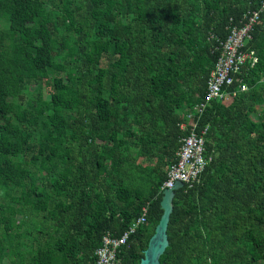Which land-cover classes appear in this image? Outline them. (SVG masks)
I'll use <instances>...</instances> for the list:
<instances>
[{"label":"trees","instance_id":"obj_1","mask_svg":"<svg viewBox=\"0 0 264 264\" xmlns=\"http://www.w3.org/2000/svg\"><path fill=\"white\" fill-rule=\"evenodd\" d=\"M264 0H0V264H139L179 125L233 25ZM197 121L206 167L175 191L160 264H264V11ZM237 89L234 83L228 90Z\"/></svg>","mask_w":264,"mask_h":264},{"label":"built area","instance_id":"obj_2","mask_svg":"<svg viewBox=\"0 0 264 264\" xmlns=\"http://www.w3.org/2000/svg\"><path fill=\"white\" fill-rule=\"evenodd\" d=\"M263 11L264 3L258 11L244 15L239 25H233L230 28L227 39L221 43L220 55L207 81L204 100L194 106L191 112L186 113L184 116L187 122L179 125L180 131L187 134L180 140L181 145L175 155V162L168 167L162 190L172 188L175 182H181L183 186L188 185V187L198 182L207 161L204 155L206 129L198 132L197 121L209 102L233 99L238 93L246 91V85L236 75L241 73V68L249 61L256 62L253 52H247L243 48L251 39V33ZM234 83H237V89L229 91L228 89ZM143 212L145 214L144 209ZM144 214L122 236L116 238L107 234L103 237L101 246L94 253L96 264L117 263V251L145 223Z\"/></svg>","mask_w":264,"mask_h":264},{"label":"water","instance_id":"obj_3","mask_svg":"<svg viewBox=\"0 0 264 264\" xmlns=\"http://www.w3.org/2000/svg\"><path fill=\"white\" fill-rule=\"evenodd\" d=\"M183 183L175 182L172 188L162 190L160 208L162 215L154 232L148 240L147 247L143 251V258L139 264H160V257L168 247L167 229L170 216L173 212V198L175 191L182 188Z\"/></svg>","mask_w":264,"mask_h":264},{"label":"rangeland","instance_id":"obj_4","mask_svg":"<svg viewBox=\"0 0 264 264\" xmlns=\"http://www.w3.org/2000/svg\"><path fill=\"white\" fill-rule=\"evenodd\" d=\"M254 12H255V11H254ZM248 13H249V12H248ZM250 13H251V12H250ZM244 15H246V14H244ZM244 15H243V16H244ZM243 16H242V18H243ZM242 18H241V19H242ZM241 19H240V20H241ZM259 19H260V16H259ZM240 20H239V21H240ZM258 21H259V20H258ZM257 23H258V22H257ZM256 25H257V24H256ZM256 25H255V26H256ZM254 28H255V27H254ZM253 30H254V29H253ZM252 33H253V31H252ZM252 33H251V38H252ZM250 40H251V39H250ZM250 40H249V41H250ZM247 42H248V41H247ZM247 42H246V43H247ZM246 43H245V45H246ZM245 45H244V47H245ZM243 49H244V48H243ZM254 57H255V56H254ZM256 60H257V59H256ZM253 64H254V63L251 62V65H253Z\"/></svg>","mask_w":264,"mask_h":264}]
</instances>
